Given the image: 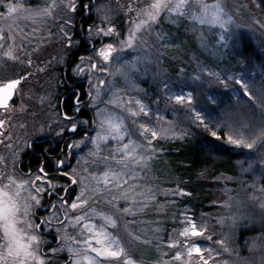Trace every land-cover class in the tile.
Wrapping results in <instances>:
<instances>
[{
  "label": "snow or ice",
  "instance_id": "snow-or-ice-1",
  "mask_svg": "<svg viewBox=\"0 0 264 264\" xmlns=\"http://www.w3.org/2000/svg\"><path fill=\"white\" fill-rule=\"evenodd\" d=\"M261 3H264V0H261ZM56 7V0H52L46 7L35 9H25L23 5L12 0L7 4L0 0V8H3L7 18L11 19L20 13H27V18L32 20L51 18ZM69 7L72 12L77 9L73 2H70ZM128 11L134 12L135 16L129 22L130 26L126 33L117 31L116 25L107 15L103 17V21L106 22L103 26L90 25L86 29L90 36L100 38L101 46L98 49L93 46L95 57H80V64L76 65L75 69L70 68V71L84 74L87 68L89 72L100 76L119 75L138 94H146L144 89L138 88L132 74L138 73L141 77L150 74L149 66L154 61L146 37L153 36L161 47L174 46V41L167 33L154 30L156 25L161 24L162 17L171 25L188 22L191 31L199 33L198 39L204 48L208 47L207 37L202 30L204 25L219 26L221 31L215 33V37L221 48L228 47L229 41L235 35L230 27L235 21L233 16L225 11L221 0H215L214 3H208L206 0H151L144 7H129ZM62 21L71 30V19L64 17ZM61 32L67 46L72 47V37L64 32L63 28ZM113 40L115 42H108ZM22 47V43L17 44L11 29L7 33L0 30V55L18 61ZM126 51L137 54L132 59H124L123 54ZM25 60L28 65L32 64L31 59L25 57ZM113 63L120 65L115 71L110 70ZM259 70L264 71V68ZM184 71V68L178 69L181 76L184 75ZM193 71L196 73L192 76L194 82L200 81L205 75L221 80L219 72L202 63H197ZM25 79L26 77L21 74L19 78L0 85V108L5 110L9 108L17 88ZM88 83L90 89L86 90L85 94L89 99L83 101L78 96L74 97L72 110L80 113L82 109H90L95 112L96 119L91 122L74 121L73 117L65 113L64 119L71 127L62 129L57 135L63 136L66 133L79 135L80 126L89 123L94 135L84 136L82 140L67 144L63 151L68 155L56 160V173L51 177L44 167L38 169L39 175L34 179L31 173L27 179L17 178L12 173L0 175V264H137L121 237L114 234V230L118 228L121 217L128 215L136 217L144 214L150 207H157V195L153 188H144L134 183L140 178L141 173L148 177L153 161L160 155L153 142L161 138L184 139L191 133L185 129L177 132L171 127V122H168L169 128L159 127L160 121L164 119L159 115V108L154 111L150 105L135 98L123 101L119 90L113 91L111 97L105 100L101 92V85L105 83L103 80L96 83L89 80ZM161 83L162 99L179 104H192L194 97L191 92L171 93L169 83L166 80H162ZM236 83L243 88L245 95L252 97L243 75ZM257 98L261 101L262 107L260 119L255 123L245 121L236 124L231 113H226L220 121L210 119L206 123L200 111L189 109L192 117L190 122L208 132L212 138L206 140L201 148L202 154L208 160L223 154L226 149L220 142L224 140L232 147L253 150L259 146L264 149V86L257 89ZM209 100L213 105L217 103L212 97H209ZM138 120L147 122L137 123ZM153 123L157 127H153ZM4 124L5 121L0 119V128H3ZM40 130L44 131L43 128ZM225 131L228 134L222 137L221 133ZM110 143L112 147H109ZM84 148H88V151L84 152ZM77 149L83 155L76 153ZM73 159L75 166L72 163ZM260 162L264 163V156ZM245 163L243 160L237 161L240 175L250 172L253 168L252 163H248V167L245 168ZM57 178L66 180L67 184L61 186L53 183ZM57 187L60 188L59 192L56 190ZM138 187L139 191L136 190ZM260 191L264 192V187ZM101 192L105 194L103 199L107 210L100 209L97 203L96 195ZM169 195L182 197L191 196L192 193L177 184L174 189L164 190L165 198ZM250 199L257 200L256 197ZM229 201L224 202L223 207L226 210L231 207ZM121 202L124 206H121ZM259 206L264 209V202ZM41 211L47 212V215H39ZM183 215L185 223L189 226L179 232V238H170L171 242L166 247L174 250V254L170 260H161L160 264H197V258L199 264H209V261L204 259L205 250L198 242L189 239L204 237L207 228L197 227L195 220H189L186 213ZM242 218L228 217L231 221L230 226L235 228L237 221ZM224 219L222 217L220 222L223 223ZM158 231L159 229H156V232ZM46 235H52L53 240H46ZM154 237L156 246L161 247L160 237L155 233ZM207 239L211 240L212 237L209 235ZM142 242L146 245L153 243L148 239ZM218 243L223 246L224 241ZM45 247L47 251L44 250ZM206 251L211 257L212 249ZM63 253L68 254L67 261L60 260L59 257ZM161 255L165 256L168 253Z\"/></svg>",
  "mask_w": 264,
  "mask_h": 264
},
{
  "label": "rangeland",
  "instance_id": "rangeland-1",
  "mask_svg": "<svg viewBox=\"0 0 264 264\" xmlns=\"http://www.w3.org/2000/svg\"><path fill=\"white\" fill-rule=\"evenodd\" d=\"M9 2L10 0H3L4 4ZM12 2L23 5L25 9H35L46 7L52 3V0H12ZM70 2L75 3L76 10H78L79 0H56L57 7L53 17L42 20L39 18L37 20L28 19L27 13H20L14 19L7 18L5 10L0 8V30L7 33L11 29L17 44H23L18 61L0 55V84L19 78L21 74L26 76L14 104L0 116V119L5 120V133L0 137V175L12 173L17 178L27 179L28 176L20 174L17 167L22 153L27 150L32 139L42 134H48V128H55L59 133L62 129L71 126L64 119L65 113H62L57 107V96L61 90H63L62 96L64 95L63 70L68 67L70 53L72 50L80 49L81 39L74 37V32H81L87 42L85 47L89 50L87 54L83 55L95 57L93 46L97 49L101 46L100 38L90 36L86 29L90 25L103 26L106 23L103 21V17L107 15L116 25L117 31L126 33L130 26L129 22L135 16L134 12L128 11L129 7H144L151 0H91L92 5L87 6L85 8L87 11L83 12L86 15L85 25H80L76 11L72 12L69 7ZM206 2L214 3L215 0H206ZM221 2L225 6V11L231 14L235 21V24L230 25L235 35L229 41V46L225 48H221L216 43L215 33L221 31L219 26H202L208 41V47L204 48L201 47L198 39L199 33H193L188 22L171 25L167 19L162 17L161 24L156 25L154 30L167 33L174 41V46L161 47L155 42L153 36L146 37L151 46L152 60L154 61L149 66L150 74L143 77L138 73L132 74L138 88L144 89L146 94H138L119 75L115 77L100 76L97 73L89 72L87 68L84 74L70 71V68L75 69L76 65L80 64L79 58L67 70L70 71L72 77L84 83V90L90 89L89 80L93 83L98 80L105 81L101 85V92L105 100L111 97L113 91L119 90L123 101L135 98L150 105L154 111L159 108V115L164 118L160 121L159 127L169 128L168 122H171V127L177 132L180 129H185L191 133L192 129L197 127L190 122L192 118L190 108L200 111L205 117L206 123L210 119L220 121L226 113L232 114L236 124L245 121L258 122L262 105L257 98V89L264 86V71L259 70L264 68L262 5L260 0H221ZM64 17L71 19V30L63 24L62 18ZM61 28L72 37V47L67 46ZM245 37L254 46L253 55L250 58L249 56L244 58L241 53V39ZM136 54L126 51L123 57L132 59ZM78 55L80 56V53ZM25 57L32 60L31 65L26 63ZM197 63H202L219 72L221 80L218 81L214 77L205 75L200 81L194 82L192 76L196 73L193 69ZM119 66L118 63H113L110 70L115 71ZM179 68L185 69L183 76L178 72ZM153 74H155V78H153ZM241 75L249 85L248 90L252 93V97L245 95L243 88L236 83ZM162 80L169 83L171 93L191 92L194 97L192 104H179L162 99ZM209 97L215 99L217 103L211 104ZM88 99L89 97H87ZM90 112L91 118L83 120L91 122L96 119L95 112L92 110ZM80 120L82 119H77V121ZM140 122L147 121H137V123ZM86 126L88 134L84 136L94 135L91 123ZM152 126L157 127L155 123ZM41 128L44 131H41ZM223 134L226 136L228 133L225 131ZM84 136L77 137L72 141L82 140ZM174 141H183V139L161 138L153 142L160 155L153 161L148 177H144V174L141 173L140 178L134 182L144 188H153L157 195V207H150L144 214L136 217L131 215L121 217L118 221V228L114 230V234L119 235L125 247L130 250L132 259L136 260L137 264H160L161 260H170L174 250L169 249L166 245L171 242V237L179 238V232L189 226L185 223V215H183L186 213L189 220L196 221L197 227L207 228L204 237H190L189 239L198 242L200 247L205 250L204 259H207L209 264H264V245L254 243L250 246L248 239L239 240L240 230L264 227V209L259 206L261 202H264V192L260 191L264 187V163L260 162L261 157L264 156V149L259 146L253 150L235 147L247 154L243 160L246 161L244 167L247 168L248 163H252L253 168L250 172L240 175V168L236 165L235 174L228 176L231 178L230 180L226 179L228 178L226 176L225 180L223 179L224 182L221 180L218 183L217 181L215 190L220 196L217 201L219 207L213 212L206 213L197 210L194 201L186 203L183 196L172 197L169 195L167 198L164 196V190L177 187L176 184H172V179L165 169L169 163L161 162L165 146ZM112 146L110 143L109 147ZM87 151L88 148H84V152ZM75 152L83 155L78 149ZM31 175L34 179L36 175H39V172L35 171ZM129 183H133V181H129ZM136 190L139 191L140 188L138 187ZM104 195L103 192L98 193L96 199L99 208L107 210L103 199ZM229 197H231L230 201ZM251 197H256L257 200L252 201ZM225 201H229L230 209L226 210L223 207ZM121 206H124L123 202H121ZM232 216L243 217L237 221L235 228L230 226L231 221L228 219ZM222 217L225 218L223 223L220 222ZM156 229L159 231L156 232ZM154 233L160 237L162 246L159 248L156 246ZM209 235L212 237L211 240L207 239ZM134 237H140V239H134ZM145 239L152 240L153 243L146 245L142 242ZM221 240L224 241L223 246L218 243ZM207 249H212L211 257H209ZM161 253H168V255L162 256ZM61 255L62 261H67L68 254ZM197 264H199L198 258Z\"/></svg>",
  "mask_w": 264,
  "mask_h": 264
},
{
  "label": "trees",
  "instance_id": "trees-1",
  "mask_svg": "<svg viewBox=\"0 0 264 264\" xmlns=\"http://www.w3.org/2000/svg\"><path fill=\"white\" fill-rule=\"evenodd\" d=\"M79 2L80 4L76 15L77 18L82 17L81 20L86 23V15L83 12L87 11L85 8L92 5V2L91 0H79ZM261 5L263 13L261 17L264 19V3H261ZM80 39L82 45L86 46L87 42H85L84 37H80ZM241 51L244 58L248 56L250 58L253 55L254 46L246 37L241 39ZM83 85L84 83L81 82L80 87L82 86V93L80 98L83 101H87L88 96L83 90ZM67 103L62 104L60 110L63 113L71 114L73 103ZM78 115L79 118L82 117L89 120L92 114L90 110L82 109ZM221 136L224 137L225 135L221 133ZM209 139L212 138L208 132L199 127H194L191 134L185 137L183 141L170 142L165 146L164 154L162 155L163 161H161L169 163L165 169H167L168 175L172 179V184H179L180 187L192 193L191 196H183L185 202L193 203L194 201L196 209L206 213L213 212L219 207L217 201L220 199V196L215 190L216 182L218 181L219 183L221 180L224 182L226 176L234 175L237 161L244 160L247 156L246 152L227 145L226 140H224L220 142L224 144L226 149L223 154H218L213 159L208 160L202 154L201 148L205 141ZM243 239H248V245L250 246L254 243L264 245V227L240 230L239 240L241 241Z\"/></svg>",
  "mask_w": 264,
  "mask_h": 264
},
{
  "label": "flooded vegetation",
  "instance_id": "flooded-vegetation-1",
  "mask_svg": "<svg viewBox=\"0 0 264 264\" xmlns=\"http://www.w3.org/2000/svg\"><path fill=\"white\" fill-rule=\"evenodd\" d=\"M79 4H80V2H78V6H79ZM77 11L78 10H76V12ZM78 19L80 20V25L81 24L83 25L85 23L81 20L82 17H79ZM82 36H83V34L81 32H78V31L74 32V37L80 38ZM79 47H80L79 50H72V52L70 53V61H69L68 67H70L76 59H78V58L80 59V57H82L88 53L89 48H86L85 46H83L81 42H80ZM78 53H80V56L79 55L77 56ZM68 67H67V69H68ZM67 69L65 68L63 70V77L65 79V81H64L65 82L64 92H66V93L62 96L63 90H61L59 95L57 96V102H58L57 107H59V108L62 104H65L66 102H68L67 104H69V102H72L74 105V97H77V96L81 97V93H82L81 92L82 86L80 87V83H79L82 81H79V80L75 79L74 77H72L70 74V71H68ZM15 79H17V78H15ZM25 80L22 81L21 85L17 88L15 97L11 101L9 108L14 104V101L16 100L17 95H18V91H19L20 87L22 86V84L25 82ZM5 82L1 83L0 85H3ZM83 90H84V88H83ZM85 91L86 90H84V92ZM8 109L5 110V109L0 108V116H1V114L5 113ZM72 109H73V107H71V114H67V115L73 117L74 121H77V119H80L79 115H78L80 113H76ZM81 119L83 120L84 118L81 117ZM85 120H88V119H85ZM4 127L0 128V137L3 136L5 133ZM48 130H49L48 134H42V135L32 139L27 150H25V152L22 153V157L19 161L17 169H18V172L20 174H22L23 176L26 177V176H28L29 173L32 174L33 172L38 171V169L41 167L45 168V171L48 173V175L50 177L53 176L56 173V160L57 159H63L68 155V153L66 151H63L65 149V146L67 144L73 142L72 141L73 139H76L77 137L84 136V135L88 134V128L86 125L80 126V134L79 135H73L71 133H66L63 136H59V135H57V129H55V128L49 129L48 128ZM0 140H1V138H0ZM46 150H47V155H45ZM72 163L74 166L75 159L72 160ZM53 183H56L58 185L63 186V185L67 184V181L64 179L57 178V179L53 180ZM56 190L59 192L60 188L57 187ZM38 214L43 216V215H47V212L41 211ZM45 239L52 241L53 236L52 235H46ZM53 246H55V245L53 244ZM44 250L47 251V248L45 247ZM59 258L62 261V259H63L62 255H60Z\"/></svg>",
  "mask_w": 264,
  "mask_h": 264
},
{
  "label": "water",
  "instance_id": "water-1",
  "mask_svg": "<svg viewBox=\"0 0 264 264\" xmlns=\"http://www.w3.org/2000/svg\"><path fill=\"white\" fill-rule=\"evenodd\" d=\"M7 82H8V81H7ZM7 82H5L4 84H6ZM14 97H15V96H14ZM14 97H13V98H14Z\"/></svg>",
  "mask_w": 264,
  "mask_h": 264
}]
</instances>
